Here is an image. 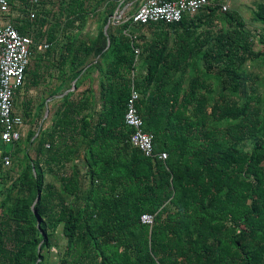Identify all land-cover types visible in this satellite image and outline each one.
Returning a JSON list of instances; mask_svg holds the SVG:
<instances>
[{"label":"trees","instance_id":"16d2710c","mask_svg":"<svg viewBox=\"0 0 264 264\" xmlns=\"http://www.w3.org/2000/svg\"><path fill=\"white\" fill-rule=\"evenodd\" d=\"M6 1L26 15L12 23L19 34L61 43L57 61L84 89L63 98L48 128L0 155V264H45L59 226L57 264H264V3L254 7L256 36L219 0L176 24L110 22L105 35L119 0H56L52 15L44 10L52 0ZM96 15L95 37H82ZM130 26L154 38L123 33ZM93 72L97 97L87 85ZM132 83L143 129L165 160L128 142ZM75 160L85 173L74 165L61 174Z\"/></svg>","mask_w":264,"mask_h":264},{"label":"built area","instance_id":"2783aa9c","mask_svg":"<svg viewBox=\"0 0 264 264\" xmlns=\"http://www.w3.org/2000/svg\"><path fill=\"white\" fill-rule=\"evenodd\" d=\"M28 1L32 5H37L39 2V0ZM208 3V0H141L138 7L130 15H127L124 10H116L110 18V22L113 25H121L127 22L135 25L176 24L187 16H194ZM221 9L227 11V0L222 2ZM7 10V1L0 0L1 15L5 14ZM29 17L30 19L36 17L35 10L29 12ZM50 45V43H42L36 48L46 50ZM33 48L34 43L30 37L19 34L9 21L0 22V144L4 147H11L26 136L25 123L17 111L15 98L16 93L23 87L25 71L30 63ZM134 53L136 59L141 55V51L137 48ZM135 73L136 69L132 76L135 77ZM139 97L140 94L132 83L124 114V124L131 131L128 142L132 148L139 150L145 157H157L160 160H165L166 153H154L153 136L143 129V120L136 108ZM46 147H48L47 144ZM1 150L0 155L3 152ZM10 164L11 160L8 155L1 158L3 167H8ZM140 221L142 224L151 225L153 216L142 214Z\"/></svg>","mask_w":264,"mask_h":264},{"label":"crops","instance_id":"0c3cea01","mask_svg":"<svg viewBox=\"0 0 264 264\" xmlns=\"http://www.w3.org/2000/svg\"><path fill=\"white\" fill-rule=\"evenodd\" d=\"M140 2L141 0H119L118 8L116 10H124L127 15H130L135 11ZM135 28V26H130L128 29L124 30L123 33L129 36L133 34L131 37H134V34H143L145 41L149 43L154 38L153 30L148 31L143 29L138 31L137 29L135 30ZM42 43L47 42L44 41ZM50 44L51 45L46 50H38L36 48L37 45L34 44L32 57L26 68L24 84L22 87L24 89V101L26 107L27 109L32 108L33 115L31 119L26 118L24 122L26 123L24 130L26 134L28 132H35L33 138L38 135L40 130L46 129L50 126L54 113L57 111V108L60 106L66 95H71L70 99L74 101L79 98L80 91L84 89L81 86L75 87L79 77L73 81H69L68 69L63 64V61H57L61 43H58L57 46L52 43ZM142 73L144 75L145 70ZM97 77V73L93 72L87 83V85L94 90L96 97L98 91ZM95 110H98V107H96ZM12 146L4 147L0 144V149L5 152H10L13 150L11 149ZM74 165L81 170V174L85 173L86 170L81 161L75 160L73 163H65V167L61 174L69 175L73 168L72 166ZM46 177L54 176L47 173Z\"/></svg>","mask_w":264,"mask_h":264},{"label":"rangeland","instance_id":"374dc122","mask_svg":"<svg viewBox=\"0 0 264 264\" xmlns=\"http://www.w3.org/2000/svg\"><path fill=\"white\" fill-rule=\"evenodd\" d=\"M60 1L61 0H58V3ZM128 1H131V0H128ZM208 1H210V3H214L216 0H208ZM222 1L224 0H219L218 2L222 4ZM52 2H53V5L51 3H45V6H44V10L49 11V15H52L53 13H55L58 8V3H56V0H52ZM259 2L264 3V0H227V5H228L227 11L229 12L235 11L237 15H239L241 19L245 22V28L248 31L252 32L255 36L261 34V31H262L261 24L259 23V21L256 20L254 16V7ZM20 9L21 7L19 5H14L13 7L9 5V9L7 10V12L3 15H0V22L9 21L10 23H13L17 18L18 19L22 17L25 18L26 16L25 13L21 12ZM101 11L102 9H100L99 14L101 13ZM27 15H28V18L30 19L29 13ZM34 19H31V20H34ZM98 19H99L98 15L90 16L88 18V21L82 33L83 35L82 37L87 38V39H90V38L92 39L94 37V35L98 31V27H101V22ZM256 39L257 38L254 39V42H255L254 50L259 51L262 48H261V45L257 43ZM261 69H263L264 71V68H261ZM261 69L256 68L255 72L257 74H261L263 72ZM23 102H24V89L22 88L20 91L17 92L16 98H15V105L17 107V111L20 114H22V116H23V112H22ZM20 156H21V153L18 154L19 159H21ZM46 181L54 185L59 184L58 180L55 177H46ZM52 242L54 243V246L50 248L49 252L45 253V256H46L45 264H57V258H58V254L60 251L57 247H60V244H63L64 242L63 237L61 235V226H59L55 234H53Z\"/></svg>","mask_w":264,"mask_h":264},{"label":"water","instance_id":"95a60500","mask_svg":"<svg viewBox=\"0 0 264 264\" xmlns=\"http://www.w3.org/2000/svg\"><path fill=\"white\" fill-rule=\"evenodd\" d=\"M109 24H110V20H108L107 24L104 26V34H105V35H106V30H107ZM108 46H109V44H107V47H108ZM39 199H40V194L38 193V194L36 195V198H35V200H34V203L32 204V208H33V206L39 201ZM33 214H34L35 217H36L37 227H39L40 222H41L40 216L37 214L36 211H33ZM43 237H44V239H45L46 236L44 235Z\"/></svg>","mask_w":264,"mask_h":264}]
</instances>
